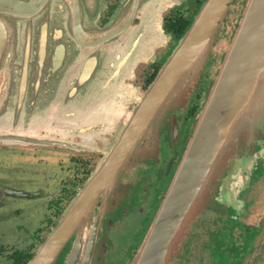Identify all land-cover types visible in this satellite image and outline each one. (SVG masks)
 <instances>
[{
	"label": "water",
	"instance_id": "water-1",
	"mask_svg": "<svg viewBox=\"0 0 264 264\" xmlns=\"http://www.w3.org/2000/svg\"><path fill=\"white\" fill-rule=\"evenodd\" d=\"M51 1L0 0V142L71 145L73 142L54 135L64 133L59 127L76 126V130L86 131L106 123L86 97L87 89L93 86L82 87L95 78L91 56L96 54L78 50L68 59L65 48L47 44L48 34L63 26L58 20L41 19L44 15H62ZM234 1H204L148 93L122 118L124 128L119 139L106 151L59 228L28 264H53L73 235L75 247L67 264H102L97 228L108 207L104 204L98 208L97 199L116 175L141 159L144 141L139 139L143 133L156 131L173 106L185 99L191 78L203 72ZM244 4L192 137L130 264H168L190 222L213 205L219 182L229 174L231 159L237 158L242 164L264 155V114L253 112L258 97L264 94V0H245ZM167 7L165 0H120L105 26L96 23L86 27L88 36L83 39L77 35L76 42L90 49L100 47L101 42L111 46L127 37L126 47H150L153 27L164 36L162 20ZM139 13L141 21L134 24ZM75 22L79 23V18ZM108 121L111 124L112 119Z\"/></svg>",
	"mask_w": 264,
	"mask_h": 264
},
{
	"label": "flooded vegetation",
	"instance_id": "flooded-vegetation-1",
	"mask_svg": "<svg viewBox=\"0 0 264 264\" xmlns=\"http://www.w3.org/2000/svg\"><path fill=\"white\" fill-rule=\"evenodd\" d=\"M165 1L169 7L163 12L164 36L153 27L150 47H126L128 38L124 37L111 46L101 42L100 47L90 49L80 46L76 36L86 39V27L96 23L105 26L120 0L51 1L62 15H44L41 19L58 20L63 26L48 34L47 44L65 48L68 59L78 50L96 54L91 56L96 65L95 78L82 87L93 86L87 89L86 97L106 123L86 131L76 130V126L59 127L64 133L54 135L73 142L71 145L0 142V264H28L59 228L106 151L119 139L124 128L122 118L134 111L148 93L173 46L205 0ZM141 18L139 13L134 24ZM223 53L214 54L203 73L191 78L185 105L180 110L173 106L156 131L143 133L139 139L144 141L141 159L116 175L97 199L98 208L104 204L108 207L97 228L102 264H130L138 252L192 137L197 114L222 66ZM108 118L112 119L111 126ZM27 149L32 150L26 158ZM250 161L240 164L233 158L228 163L229 174L219 182L213 205L190 222L168 264H264V155ZM74 244L73 235L53 264H67Z\"/></svg>",
	"mask_w": 264,
	"mask_h": 264
},
{
	"label": "rangeland",
	"instance_id": "rangeland-1",
	"mask_svg": "<svg viewBox=\"0 0 264 264\" xmlns=\"http://www.w3.org/2000/svg\"><path fill=\"white\" fill-rule=\"evenodd\" d=\"M235 1L236 2L233 5V7L232 8L230 7L232 12L230 11V13L225 18L226 20H225L224 24L222 23V29H221V31L219 33V36H218L216 42L214 43V45L212 47L211 55H210V57H209V59L207 61H209L214 56V54H220L221 52H226L227 49H228V45L230 44L232 35H233V33H234L235 29H236L235 28L236 22L237 23L239 22V18L241 16L239 10L243 9L244 5H245L244 3H241L240 0H235ZM186 99H187V94H186L185 99L181 103L176 105L177 106V110H180L185 105ZM257 100L258 101L255 103V106L253 107V112L254 111H256L258 113L260 112L261 115H262V114H264V94L261 96V98L258 97ZM197 116H198V114H197ZM196 119H197V117H196ZM29 148H31V147H29ZM31 150L32 149H27L26 158L28 156L30 157V155H31L30 151ZM261 156H262V154H261ZM13 159L17 160V162H18V159L14 158V157H13ZM247 162L249 163L251 161H247ZM25 163L30 165L29 161H26ZM233 179H235V178H233Z\"/></svg>",
	"mask_w": 264,
	"mask_h": 264
},
{
	"label": "trees",
	"instance_id": "trees-1",
	"mask_svg": "<svg viewBox=\"0 0 264 264\" xmlns=\"http://www.w3.org/2000/svg\"><path fill=\"white\" fill-rule=\"evenodd\" d=\"M189 23H190V22H189ZM189 23L187 24V26L189 25ZM187 26H186V28H187ZM186 28H185V29H186ZM184 31H185V30H184ZM183 33H184V32H183Z\"/></svg>",
	"mask_w": 264,
	"mask_h": 264
}]
</instances>
